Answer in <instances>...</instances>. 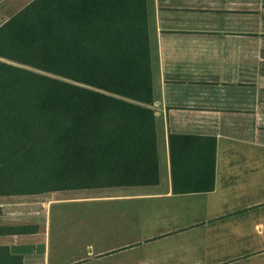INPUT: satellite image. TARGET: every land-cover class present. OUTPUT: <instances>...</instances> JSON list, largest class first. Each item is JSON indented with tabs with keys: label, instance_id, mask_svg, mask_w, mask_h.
I'll use <instances>...</instances> for the list:
<instances>
[{
	"label": "crops",
	"instance_id": "obj_1",
	"mask_svg": "<svg viewBox=\"0 0 264 264\" xmlns=\"http://www.w3.org/2000/svg\"><path fill=\"white\" fill-rule=\"evenodd\" d=\"M146 7L157 179L0 196V264H264V0Z\"/></svg>",
	"mask_w": 264,
	"mask_h": 264
},
{
	"label": "trees",
	"instance_id": "obj_2",
	"mask_svg": "<svg viewBox=\"0 0 264 264\" xmlns=\"http://www.w3.org/2000/svg\"><path fill=\"white\" fill-rule=\"evenodd\" d=\"M151 75L146 0H34L11 17L0 196L157 179Z\"/></svg>",
	"mask_w": 264,
	"mask_h": 264
},
{
	"label": "rangeland",
	"instance_id": "obj_3",
	"mask_svg": "<svg viewBox=\"0 0 264 264\" xmlns=\"http://www.w3.org/2000/svg\"><path fill=\"white\" fill-rule=\"evenodd\" d=\"M53 193H54V192H53ZM60 193H64V191H63V192H60ZM47 194H48V195H49V194H52V192L47 193ZM17 199H18V198H15V197H14V198H10V199H2V201H5V200H6V201H9V200L14 201V200H17Z\"/></svg>",
	"mask_w": 264,
	"mask_h": 264
}]
</instances>
